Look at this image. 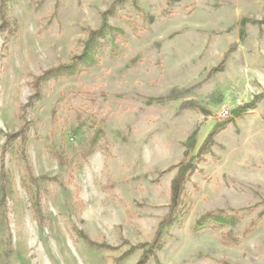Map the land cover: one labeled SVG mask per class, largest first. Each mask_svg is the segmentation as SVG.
I'll return each instance as SVG.
<instances>
[{"label":"rangeland","instance_id":"obj_1","mask_svg":"<svg viewBox=\"0 0 264 264\" xmlns=\"http://www.w3.org/2000/svg\"><path fill=\"white\" fill-rule=\"evenodd\" d=\"M3 147L0 264H264V0H0ZM185 152L196 171L152 252ZM26 169L47 179L42 226Z\"/></svg>","mask_w":264,"mask_h":264},{"label":"trees","instance_id":"obj_2","mask_svg":"<svg viewBox=\"0 0 264 264\" xmlns=\"http://www.w3.org/2000/svg\"><path fill=\"white\" fill-rule=\"evenodd\" d=\"M98 35L97 34H91V37L89 38V40L86 42L85 45V53L86 54L85 58H83L84 61H92L91 57L88 56V52L95 49L96 45H97V41H96V37ZM73 69L70 68L69 71H71ZM53 73H48L45 74V76H52ZM45 79V77H44ZM237 112V111H235ZM221 130V128L219 127V125L215 126L213 128V130L210 132L205 145H203V147L201 148V150L199 151V154H202L206 148V145L210 143V138L213 137L214 135H216L217 133H219V131ZM22 132H20L19 134H13V135H8L5 136L6 138V143L5 145L8 146V144L13 141L15 138L19 137L21 135ZM101 131L100 129H95L91 135H89V137L85 140V142H80L78 144L77 147V152H76V156L74 159V162H80L83 163L97 148H98V143L99 140L101 138ZM207 143V144H206ZM5 147L2 148V152L0 155V162H1V166H0V212H2L3 218H4V228L6 230V234L3 238V243H4V247H3V256H4V260H7L10 253H11V241H12V237L11 234L9 232V228H8V224H7V210H6V206H5V202L8 198V189H7V183H8V178L7 175L4 171L3 168V162H4V155H5ZM200 156V155H199ZM187 153H184V162H181L180 165L178 166V171L175 175V177L172 180L171 186H170V206H169V211L167 213V215L165 216V218L161 221V223L159 224V229H158V235L156 236V238L154 239L153 243H152V252L155 251L156 249H160L162 244L160 242L161 240V232L162 230H164L165 228L169 227L170 225H173L175 222L178 221L180 214H181V210L179 209V205L182 203V191H183V186L185 184V182L189 179V177L191 175L194 174V172L196 171V167L193 163V160L190 158H187ZM58 158V163L62 166H67L69 169V172H72V168L67 164L66 160H64L61 156H57ZM28 177L26 178L25 176L23 177V179L21 180L22 186L23 188L27 191V194L29 196L30 202H31V211L33 214V218L34 220L38 223L39 226L43 225V216H42V210H41V206H40V197H41V189L39 186V181H45L47 180L46 178H41L39 180H35L33 178V176L31 175L30 171L28 169H26ZM1 217V216H0ZM222 215H214L212 213H207L203 216V219L206 218H210L209 220H217L220 219L221 220ZM229 240H232V234L228 235ZM162 241V240H161ZM89 243V242H88Z\"/></svg>","mask_w":264,"mask_h":264}]
</instances>
